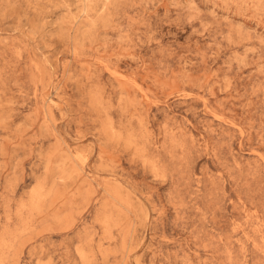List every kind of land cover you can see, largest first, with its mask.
<instances>
[{
	"label": "rangeland",
	"instance_id": "obj_1",
	"mask_svg": "<svg viewBox=\"0 0 264 264\" xmlns=\"http://www.w3.org/2000/svg\"><path fill=\"white\" fill-rule=\"evenodd\" d=\"M64 2L0 5V264H149L154 250L173 248L166 239L182 235L175 185L166 197L154 186L168 183L156 179L163 169L182 165L187 177L207 179L221 170L213 142L230 136L237 151L221 149L225 163H261L264 95H251L260 80H232L221 60L212 78L193 72L203 90L185 86L176 65L166 77L153 64L146 76L132 55L90 44L100 25L75 19ZM250 120L257 123L243 135ZM145 213L151 227L141 225ZM206 227L251 238L248 264H259L264 194L257 188L241 203L226 187Z\"/></svg>",
	"mask_w": 264,
	"mask_h": 264
},
{
	"label": "clouds",
	"instance_id": "obj_2",
	"mask_svg": "<svg viewBox=\"0 0 264 264\" xmlns=\"http://www.w3.org/2000/svg\"><path fill=\"white\" fill-rule=\"evenodd\" d=\"M11 3L12 0H0V5ZM63 6L70 14L76 9L75 19H94L100 25L90 44L99 48L114 46L115 50L132 55L137 72L146 76L153 74V64L155 75L166 77L172 65H176L180 69L176 75L185 86L192 82L193 87L203 90L205 80L193 72L199 71L200 75L207 72L212 78L216 73L211 65L221 60L232 80L259 79L260 84L252 88L251 95L258 99L264 95V34H258L264 33V0H75V3L66 0ZM108 31L116 33L114 39L100 36ZM138 52L142 54L137 55ZM246 69H251L248 77L243 75ZM185 73L192 77L191 81ZM248 106H252L251 101ZM256 123L250 120L243 135H249ZM207 131L210 137L216 135L215 129ZM257 131L264 143V111L259 114ZM231 141L230 136L226 142H213L211 150L221 161V170L207 179L187 177L182 165L163 169L156 177L168 181L154 185L157 189L164 188L162 196L166 197L168 189L175 185L180 197L176 221L182 235L166 239L173 248L154 250L149 264H248L247 243L251 238L210 235L206 227L215 221L219 199L226 187L236 192L241 203L257 188L264 194V156L256 168L245 167L235 159L225 163L220 150L227 148L228 155L237 151L231 147ZM190 147L209 150L208 145L196 142ZM41 163L39 159L33 161L37 167ZM143 179L152 185L147 177ZM185 210L192 213L190 221ZM141 225L151 227L146 213ZM253 246L260 254L259 264H264V232L260 234V242H254Z\"/></svg>",
	"mask_w": 264,
	"mask_h": 264
}]
</instances>
